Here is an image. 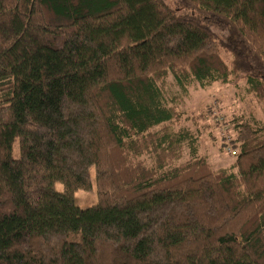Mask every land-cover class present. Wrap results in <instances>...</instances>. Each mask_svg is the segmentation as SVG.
<instances>
[{
    "label": "trees",
    "instance_id": "16d2710c",
    "mask_svg": "<svg viewBox=\"0 0 264 264\" xmlns=\"http://www.w3.org/2000/svg\"><path fill=\"white\" fill-rule=\"evenodd\" d=\"M0 264H264V0H0Z\"/></svg>",
    "mask_w": 264,
    "mask_h": 264
},
{
    "label": "rangeland",
    "instance_id": "374dc122",
    "mask_svg": "<svg viewBox=\"0 0 264 264\" xmlns=\"http://www.w3.org/2000/svg\"><path fill=\"white\" fill-rule=\"evenodd\" d=\"M192 91H190L188 97L184 102V109L189 113H199V111L205 109L209 105L212 106L216 101L218 105H216L217 107L215 106V110H218L220 114L224 113L230 115L232 113L231 110H233V100L236 101V104L239 107L238 109H241L247 100L245 96L246 87L243 85L235 89V91H237L236 96H233V94L235 93L233 92L231 87H221L217 84L204 87V89ZM244 107L246 109V105ZM258 113L262 114L260 109L258 110ZM217 134V129H202V145L200 151L203 155L206 156L208 162L212 165L213 168H228L233 163V159H231L226 153L228 148L225 150L222 148L220 141H218V139H221L217 138ZM13 152L14 156H17V142L13 146ZM90 178L92 189L90 191L78 190L74 194L75 205L82 209L90 207L97 202V192L95 187L93 167L90 168ZM61 189L62 186L60 184H56V190L60 191Z\"/></svg>",
    "mask_w": 264,
    "mask_h": 264
},
{
    "label": "built area",
    "instance_id": "2783aa9c",
    "mask_svg": "<svg viewBox=\"0 0 264 264\" xmlns=\"http://www.w3.org/2000/svg\"><path fill=\"white\" fill-rule=\"evenodd\" d=\"M230 154L233 156L235 154V152L234 151H230Z\"/></svg>",
    "mask_w": 264,
    "mask_h": 264
}]
</instances>
